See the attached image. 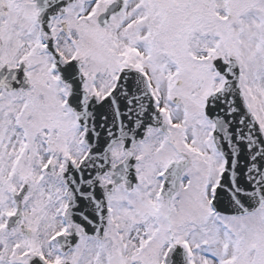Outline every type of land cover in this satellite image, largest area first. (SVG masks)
Instances as JSON below:
<instances>
[{
	"label": "snow or ice",
	"instance_id": "6c2138e0",
	"mask_svg": "<svg viewBox=\"0 0 264 264\" xmlns=\"http://www.w3.org/2000/svg\"><path fill=\"white\" fill-rule=\"evenodd\" d=\"M0 264H264V0H0Z\"/></svg>",
	"mask_w": 264,
	"mask_h": 264
}]
</instances>
